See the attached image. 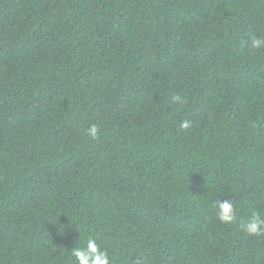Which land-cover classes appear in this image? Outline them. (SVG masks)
I'll return each mask as SVG.
<instances>
[{"label":"trees","instance_id":"16d2710c","mask_svg":"<svg viewBox=\"0 0 264 264\" xmlns=\"http://www.w3.org/2000/svg\"><path fill=\"white\" fill-rule=\"evenodd\" d=\"M253 37L264 0H0V264H264Z\"/></svg>","mask_w":264,"mask_h":264},{"label":"clouds","instance_id":"9594fccd","mask_svg":"<svg viewBox=\"0 0 264 264\" xmlns=\"http://www.w3.org/2000/svg\"><path fill=\"white\" fill-rule=\"evenodd\" d=\"M251 47L256 49L264 48V37L251 39ZM177 102L183 103L180 96L174 97ZM191 122L184 120L181 127L187 129ZM99 129L96 125L91 126L87 133L91 137L98 136ZM217 216L226 223L237 222V212L239 211L231 199L217 202ZM240 228L250 236L264 235V216L259 212L253 211L247 221L239 224ZM73 254L76 257L77 264H110V258L107 253L98 246L94 239H89L85 248L75 249Z\"/></svg>","mask_w":264,"mask_h":264}]
</instances>
